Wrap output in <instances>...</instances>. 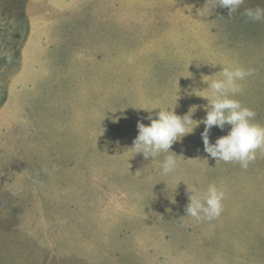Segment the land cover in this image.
Returning <instances> with one entry per match:
<instances>
[{
    "label": "rangeland",
    "instance_id": "obj_1",
    "mask_svg": "<svg viewBox=\"0 0 264 264\" xmlns=\"http://www.w3.org/2000/svg\"><path fill=\"white\" fill-rule=\"evenodd\" d=\"M206 3L35 0L30 21L28 0H0V105L14 81L0 135V264H264V150L246 170L217 161L201 123L172 145L179 169L163 176V155L131 149L138 123H151L142 108L156 118L195 107L202 120L208 101L190 93L222 65L254 70L236 99L264 125V21L243 15L264 0L232 16L200 13ZM230 128L213 126L210 142ZM184 182L221 189L220 216L184 217Z\"/></svg>",
    "mask_w": 264,
    "mask_h": 264
},
{
    "label": "clouds",
    "instance_id": "obj_2",
    "mask_svg": "<svg viewBox=\"0 0 264 264\" xmlns=\"http://www.w3.org/2000/svg\"><path fill=\"white\" fill-rule=\"evenodd\" d=\"M244 2L245 0H207L200 13L212 12V9L221 7L229 9V14L232 16ZM243 15L248 21L262 22L264 7L246 8ZM7 58L10 62L11 56ZM222 66V71L219 72L220 78L209 79L211 76H202V81L209 86L204 90L193 89L190 93L206 98L208 101L204 106L206 116L202 120H193L195 107L190 108L183 116L177 115L175 108L173 110L159 108L156 118L151 115L153 109L142 108L150 113L146 119L151 123L149 125L143 122L138 123V136L131 149L135 154L142 153L145 159L152 157L154 160L163 155L159 164L161 175L170 176L177 173L178 156L169 154L174 153L171 151L172 145L192 133L201 123L205 125L202 133L204 150L217 161L238 163L242 169L246 170L249 164L255 161L257 150H264V125L255 123V111L236 99L237 94L242 91L240 82L253 75L254 70L232 64ZM225 125L231 126L228 134L219 137L215 143H211L209 133L213 126L224 129ZM56 170V166H53L51 170L45 169L49 174ZM184 183L187 185L186 192L189 194L184 217H191L200 222L211 221L220 216L225 196L221 189L215 184H209L205 191L200 192L195 185ZM169 199L175 200L174 196Z\"/></svg>",
    "mask_w": 264,
    "mask_h": 264
},
{
    "label": "crops",
    "instance_id": "obj_3",
    "mask_svg": "<svg viewBox=\"0 0 264 264\" xmlns=\"http://www.w3.org/2000/svg\"><path fill=\"white\" fill-rule=\"evenodd\" d=\"M34 3H35V0H28L26 13H27L28 18H29L30 21H31V18L34 19V16H32V12H31L32 6H33ZM30 26H32V24ZM31 30L32 31H30V33H28V36H29L28 38L29 39L27 38V44H26V46L21 51V54H22V57H23V61H24V63L27 62V64H28V61L31 59V55H30V47L31 46L29 45V41H30L31 36L32 37L35 36L36 29H33V26H32ZM15 35H16V37H19V38L20 37L22 38L24 36V34L22 35L20 33H17ZM3 65H7V62H5ZM20 74L22 75V71L19 72V73H17L14 77L15 78H18ZM13 84H14V81L11 83V86H10V89H9V93L7 92L5 98H2L3 103L6 100H7V102L4 105L1 104L2 106L0 105L1 106L0 107V135H2L4 132L7 131V117H8V113H9L8 111L10 109L9 108L10 107V102H12V100H10V98L9 99L7 98V95L8 94H11V95L13 94V89H12Z\"/></svg>",
    "mask_w": 264,
    "mask_h": 264
}]
</instances>
